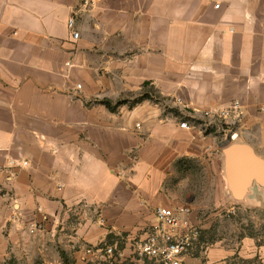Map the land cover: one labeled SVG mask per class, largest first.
<instances>
[{"label": "crops", "instance_id": "1", "mask_svg": "<svg viewBox=\"0 0 264 264\" xmlns=\"http://www.w3.org/2000/svg\"><path fill=\"white\" fill-rule=\"evenodd\" d=\"M83 3L0 0V264H152L138 245L156 208L189 207L196 226L201 169L204 194L235 202L226 175L243 152L229 166L224 150L264 160V0ZM147 88L178 116L133 104ZM236 102L240 117L218 114ZM239 205L264 208V190ZM203 253L235 251L198 241L182 264Z\"/></svg>", "mask_w": 264, "mask_h": 264}, {"label": "rangeland", "instance_id": "2", "mask_svg": "<svg viewBox=\"0 0 264 264\" xmlns=\"http://www.w3.org/2000/svg\"><path fill=\"white\" fill-rule=\"evenodd\" d=\"M149 97L156 104L163 103L154 90H150ZM140 98V97H139ZM138 98V99H139ZM137 99V98H136ZM163 108L170 114L178 116L176 108L172 104L163 103ZM208 175L205 170H200L195 175L198 182L195 204L199 209L195 212L196 226L200 232L209 233L207 240H214L213 246H223L230 253H234L228 260L212 263L206 254H201L203 264H264V208H246L244 206L226 199L218 187L211 195L204 194L207 191ZM254 236L256 245H260L261 253L247 254L244 252V242Z\"/></svg>", "mask_w": 264, "mask_h": 264}, {"label": "built area", "instance_id": "3", "mask_svg": "<svg viewBox=\"0 0 264 264\" xmlns=\"http://www.w3.org/2000/svg\"><path fill=\"white\" fill-rule=\"evenodd\" d=\"M100 0H84V7L90 8ZM219 10L221 4H216ZM68 28L72 32V38L78 40L79 33L76 31V19L69 20ZM80 89L81 86H78ZM221 117L232 114L240 117L242 114L241 104L236 102L230 109L218 112ZM181 127L191 129L189 122H183ZM191 209L180 207L177 209L169 207L156 208L154 215L156 224L151 228L145 240L138 245V253L142 258L149 260L152 264H182V260L189 256L196 247L200 238V230L193 224ZM103 223V221H102ZM39 226H30V232L34 234ZM112 250H109L111 253Z\"/></svg>", "mask_w": 264, "mask_h": 264}, {"label": "water", "instance_id": "4", "mask_svg": "<svg viewBox=\"0 0 264 264\" xmlns=\"http://www.w3.org/2000/svg\"><path fill=\"white\" fill-rule=\"evenodd\" d=\"M237 152H243L242 158L236 162L239 168L236 172L237 176H234L230 170L226 180L228 195L235 198V203L241 204L243 198L254 188V184L264 190V160L256 158L247 145L231 144L224 150V156L229 159V166L232 163V156H235ZM239 182L244 184V190L241 192L237 191L240 188Z\"/></svg>", "mask_w": 264, "mask_h": 264}, {"label": "trees", "instance_id": "5", "mask_svg": "<svg viewBox=\"0 0 264 264\" xmlns=\"http://www.w3.org/2000/svg\"><path fill=\"white\" fill-rule=\"evenodd\" d=\"M146 99H149V96L148 95H143L139 99L135 100V102L133 104H139V103H141L142 101H144ZM126 103H127V101L122 100V101H119L115 106H113L109 101L103 102V104H105L112 111H115L118 107H120L122 105H125ZM208 234L209 233H207V232L200 233V238H199V243L200 244H203L205 246H211V245H214L216 243V241L214 240V238H213V240H207L206 239V235H208ZM250 238L255 239L254 236H250ZM258 246H260V245H258ZM244 263L245 264H252L251 261H245Z\"/></svg>", "mask_w": 264, "mask_h": 264}]
</instances>
